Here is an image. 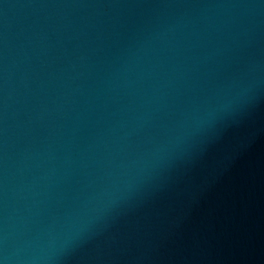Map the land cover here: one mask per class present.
<instances>
[{
    "label": "water",
    "instance_id": "water-1",
    "mask_svg": "<svg viewBox=\"0 0 264 264\" xmlns=\"http://www.w3.org/2000/svg\"><path fill=\"white\" fill-rule=\"evenodd\" d=\"M140 0H0V264H95Z\"/></svg>",
    "mask_w": 264,
    "mask_h": 264
}]
</instances>
